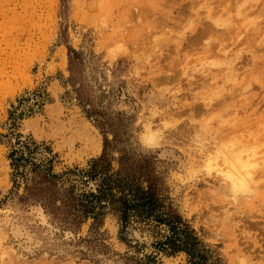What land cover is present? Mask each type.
I'll return each instance as SVG.
<instances>
[{"label": "rangeland", "instance_id": "obj_1", "mask_svg": "<svg viewBox=\"0 0 264 264\" xmlns=\"http://www.w3.org/2000/svg\"><path fill=\"white\" fill-rule=\"evenodd\" d=\"M68 46L83 53L87 82L120 114L131 148L155 156L197 234L225 264H264V0H0V264H124L134 253L112 215L101 228L106 256L81 242L91 220L63 231L13 188L10 132L49 145L56 172L101 152V132L64 96ZM36 89L49 100L11 128L10 110ZM148 131L159 132L154 144ZM241 150L256 165L243 194L217 171L239 168ZM161 261L188 264L183 253Z\"/></svg>", "mask_w": 264, "mask_h": 264}, {"label": "trees", "instance_id": "obj_2", "mask_svg": "<svg viewBox=\"0 0 264 264\" xmlns=\"http://www.w3.org/2000/svg\"><path fill=\"white\" fill-rule=\"evenodd\" d=\"M70 90L65 97L75 98L85 116L101 132L102 149L85 167L74 166L56 172L57 157L52 148L31 135L14 134L7 158L13 188L23 185L17 194L24 205L40 206L61 230L78 234L91 220L89 235L81 238L88 248L104 255L112 250L101 231L104 219L112 215L118 224V238L132 255H123L124 264H162V256L183 253L188 264H225L221 253L206 243L182 216L167 193L153 154H140L131 148L128 126L120 114L101 105L85 76V57L68 46ZM47 93L36 89L21 98L9 112L11 128L26 116L42 109ZM28 102L24 108L22 104ZM109 134L111 137L109 138ZM129 227L150 234L149 244L133 243L127 236Z\"/></svg>", "mask_w": 264, "mask_h": 264}, {"label": "clouds", "instance_id": "obj_3", "mask_svg": "<svg viewBox=\"0 0 264 264\" xmlns=\"http://www.w3.org/2000/svg\"><path fill=\"white\" fill-rule=\"evenodd\" d=\"M158 136V131H148L147 134L142 137V139L145 144H154ZM252 151L255 150L253 149ZM246 154L247 153L243 150L236 154V163L240 165L239 168L236 167V164L231 165V171H221L217 167L219 175L223 176L228 182H230L233 193L243 194L250 191L248 186V182L252 179V173L250 169L256 167V165L240 160L239 157ZM241 264H244V262L241 261Z\"/></svg>", "mask_w": 264, "mask_h": 264}, {"label": "water", "instance_id": "obj_4", "mask_svg": "<svg viewBox=\"0 0 264 264\" xmlns=\"http://www.w3.org/2000/svg\"><path fill=\"white\" fill-rule=\"evenodd\" d=\"M127 236L135 242H145L146 241L143 239L144 233L141 232L139 229H135L132 227H129L127 230Z\"/></svg>", "mask_w": 264, "mask_h": 264}]
</instances>
